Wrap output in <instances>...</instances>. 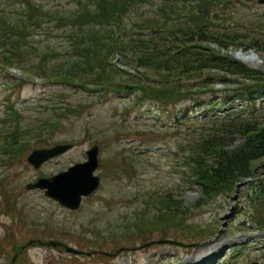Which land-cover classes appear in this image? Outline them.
<instances>
[{
	"label": "rangeland",
	"instance_id": "rangeland-1",
	"mask_svg": "<svg viewBox=\"0 0 264 264\" xmlns=\"http://www.w3.org/2000/svg\"><path fill=\"white\" fill-rule=\"evenodd\" d=\"M0 1L16 10V15L27 6L38 14L47 12L50 18L44 25L52 32L31 38L34 47L45 50V46L50 45L47 60L40 67L36 63L39 58H45L40 49L29 50L30 58H34L31 62L4 66L8 45L0 48V264H11L25 246L14 264H264L263 195L258 200L257 210L251 202L260 191L261 180L264 181V159L253 164L257 165L253 177L243 180V185L238 188L234 184L224 185L223 194L208 200L192 181L184 158L190 148L188 141L212 127L206 118L224 110L225 98L233 100L230 104L237 106L238 112L243 107L241 116L253 119L259 124L258 128H264V5L258 0H228L226 20L213 19L221 29L246 33L241 42L249 44L259 38L260 48L231 45L224 49L213 41L200 43L255 71L253 79L228 74L229 81L224 82L221 80L223 72L211 69L201 76L192 74L175 80V74H169L172 70L133 64L134 52L128 45L123 54L117 52L118 49L112 52L107 49L106 55L112 62L109 65L106 61L112 68L109 72L111 86L141 87V81L145 83L149 78L148 86L163 87L166 84L159 81L160 74L170 75L168 85L177 87V92L171 96L181 97L177 99V96L176 101L164 108L151 98L142 99L141 91L98 92L97 78L94 79L98 71L90 70L84 63L88 54L78 53L76 45L82 43L83 33L87 35L83 45L87 46L89 36L100 31L105 44L113 42L110 26H96L91 21L90 14L97 10L100 1L82 0L86 5L92 4L80 19L77 14L82 11V5L78 1L21 0L25 1L24 7L20 0H14L15 6L11 0ZM174 2L145 0L136 2L134 7L132 4V9L123 17L128 36L132 33L143 36L142 28L137 26L141 18L165 22L161 9ZM176 5L182 11L167 12L169 26L173 17L187 16L183 10L185 3L179 1ZM37 8L40 10H35ZM59 18L62 19L60 24ZM21 20L22 17L13 16L9 21L21 23ZM82 24L84 32L78 29ZM146 37L148 35L143 38ZM39 38L47 44L38 45ZM137 49V54H144ZM16 54L18 62L22 58L18 51ZM78 61L81 66H76ZM77 67L80 74H74ZM53 74L68 75L73 77L68 79L81 83L74 82L78 84L76 89L55 86L52 84L55 80L50 79ZM203 75L204 79L200 78ZM9 76L33 81L19 94L18 87L5 83ZM237 94L242 97L236 98ZM23 101L26 102L21 103ZM7 103L15 109L26 110L24 119L19 121L15 116L11 124L3 125V119L10 117L6 113ZM52 103L64 108L71 106V109L59 110L61 116L54 119L43 117L42 112ZM219 106L221 108L216 109ZM242 142L243 139L238 140L235 146ZM58 144L74 147L39 169L28 162V156L35 149ZM95 145L99 146L97 174L101 184L95 193L83 199L79 210L63 208L42 190L27 189L30 183L86 161V151ZM167 195L183 202L187 217L180 216L176 221L172 218L168 225L160 222L161 225L151 226V218L160 219L155 207ZM252 214L257 223L251 221ZM166 239L170 241L158 242ZM31 240L59 241L86 254L67 253L63 246L55 248L39 243L28 246Z\"/></svg>",
	"mask_w": 264,
	"mask_h": 264
},
{
	"label": "trees",
	"instance_id": "trees-1",
	"mask_svg": "<svg viewBox=\"0 0 264 264\" xmlns=\"http://www.w3.org/2000/svg\"><path fill=\"white\" fill-rule=\"evenodd\" d=\"M98 1L100 2L99 4L97 3V10L90 14V17L93 18L91 21L96 24V26H103L104 28L106 26H111L110 29L115 27V31H111L110 33L114 40L112 43L105 44L106 41L101 37L102 32H94L92 36H89V41H85L87 43L85 47L83 45V40L87 38V35L83 33L80 38L82 43L76 45V47H78V53L88 54L87 60L86 62L84 61V63L88 64L90 70L98 71L95 73L94 77V79L97 78L96 82L92 80L99 86L98 92H115V90L122 91L125 89V86L123 87V85L119 84L115 87L111 86L109 72L112 68L108 67V63L110 65L112 62L108 60L109 58L108 55H106V51L108 49L112 52V50L118 49L117 52L123 54L124 48L127 47V45L128 49L132 47V51L134 52L131 58L133 64H139L144 67V64H146V66L151 69L161 68L164 71L172 70L169 74H175V80L192 74H200L201 76L202 73L211 71V69L222 71L221 80L224 82L229 81L226 78L228 74L242 75L248 79H253L255 77V71L245 67L238 60L231 56H225L215 52L214 48L204 47L200 44L213 41L217 46L224 49L229 48L231 45L257 49L261 47L259 39L252 40L249 44H246L243 41L241 42V39L243 36H246V33L240 34L242 32L229 31L225 28L221 29V26L213 23V19L220 18L221 14L225 13V5L228 4V0H175L174 4L164 5L161 9L163 19L166 17L165 22L160 19H154L150 22L149 20H139L137 22V26L148 30V32H146V34L144 33L141 37H136L133 33L128 36L126 25L123 23V17L132 9V4L134 7L136 2L142 3L145 0H97V2ZM179 1L185 3L183 10L187 12V16L186 18L173 17L172 24L169 26V20H167L169 16L167 12L172 11V13H179L182 11L176 5ZM191 3L193 6H190ZM91 4L86 5L83 9L84 13L78 16L79 19L88 13V9L86 8L87 6L90 7ZM218 4L221 5L218 7ZM216 10L218 11L214 12ZM30 11L34 10L30 9ZM212 12H214V14H212ZM24 13H26V11ZM25 15L26 16H22L23 21L21 23L5 22V29L3 31L4 36H2V34L0 35V47L2 48L3 45L4 47L8 45L7 50L10 54L7 53L6 50L5 55L7 57L3 63L4 66H11L14 64L17 51L21 58L22 53L27 50L25 47L27 44L26 37L30 34V30L40 25V23H33V21L37 20L33 15H29L28 13ZM0 19L3 20L2 17ZM162 25L164 26L162 27ZM82 26L85 29L84 24H82ZM123 27L125 30H123ZM84 31L85 30H83V32ZM87 34L89 35L88 32ZM147 35L148 37L143 38ZM119 42H121V44H119ZM137 48H140L141 52L144 54H137V51H139ZM126 57L130 58L128 55H126ZM155 59L157 61H155ZM40 66L42 65H39V67ZM76 66H81V62H76ZM78 72L79 68L77 67L74 70V74H80V72ZM69 74H72V71ZM169 74L164 76L160 74L161 79L159 81L166 84L163 85V87H161V85L159 87L154 85L148 86L146 82L149 81V78L145 80L146 85L141 81L142 86L140 89L143 97L157 98L167 101L168 103L176 101L178 95L171 96V94L177 92V87H170V85H168L167 80L170 77ZM63 75L64 74H53L50 79L55 80L54 82L56 83H63L65 85H74L72 84L74 82L81 83L80 80L75 81V79L72 81L73 79H68L71 76ZM200 78L204 79V75ZM100 81L101 83H99ZM87 83L90 82L88 81ZM180 97L181 96H178L177 99ZM70 107L71 106L64 108V106H56L53 113L48 117L53 119L60 117L61 115L59 116L58 111L61 109L67 111L68 108L71 109ZM233 113L236 112L231 111L223 115V120L220 124L221 127H217V130L212 129L211 131L213 132L198 140L196 144H189L190 148L187 152L186 163L190 167L192 181L200 187L203 197L208 200L214 196L223 194L224 185L229 187L234 184L237 187L238 183L246 178L253 177V170L257 166L253 164L264 159V128H258L257 126L259 124L253 119L240 117L237 116V114L232 116ZM15 124H18L17 121H15ZM9 127L11 126L7 128ZM7 128H5V130H8ZM16 131L17 129H15V131L13 130L14 133H16ZM241 139H243V142L235 146L236 142ZM2 142L5 143L6 141L3 139ZM261 195H263L261 201L264 203L263 180H261L260 191H258L256 197L253 196L251 200L255 210L259 207L257 203L260 202L258 200ZM182 204V201L178 202L172 195H167L164 197V200L159 201L155 207V209L160 212L157 214L158 216L160 215V219L156 217L151 218L150 225L156 227L160 222L164 225H168L172 218L176 221L180 216L187 217L188 214L183 210ZM147 207L150 206L148 205ZM251 221L257 223L254 214L251 215Z\"/></svg>",
	"mask_w": 264,
	"mask_h": 264
},
{
	"label": "water",
	"instance_id": "water-1",
	"mask_svg": "<svg viewBox=\"0 0 264 264\" xmlns=\"http://www.w3.org/2000/svg\"><path fill=\"white\" fill-rule=\"evenodd\" d=\"M264 3V0H261ZM137 87H130L135 90ZM72 145H57L49 149H37L32 152L28 160L35 168L41 167L46 161L53 159L66 151L70 150ZM99 147L94 146L87 152L88 160L84 163L76 164L67 171H63L49 178H41L38 182L29 184L28 189H46V194L58 201L62 206L77 210L82 204L84 197L91 195L97 190L100 184L99 176L95 172L99 166L98 160ZM56 246V242H51ZM69 253L81 254L82 252L65 246Z\"/></svg>",
	"mask_w": 264,
	"mask_h": 264
}]
</instances>
